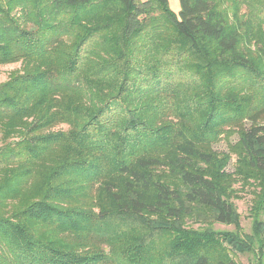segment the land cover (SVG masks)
Returning <instances> with one entry per match:
<instances>
[{
	"label": "trees",
	"instance_id": "trees-1",
	"mask_svg": "<svg viewBox=\"0 0 264 264\" xmlns=\"http://www.w3.org/2000/svg\"><path fill=\"white\" fill-rule=\"evenodd\" d=\"M179 5L0 0V264H264V0Z\"/></svg>",
	"mask_w": 264,
	"mask_h": 264
},
{
	"label": "rangeland",
	"instance_id": "rangeland-1",
	"mask_svg": "<svg viewBox=\"0 0 264 264\" xmlns=\"http://www.w3.org/2000/svg\"><path fill=\"white\" fill-rule=\"evenodd\" d=\"M171 8L174 12L179 13L180 7L175 8V3H173V0H169ZM179 4V0H177ZM243 11H247V8L245 7ZM21 69V63H13L8 65L0 66V84L6 82L10 76L14 72H18ZM258 123L264 124V117L263 119L259 120ZM250 125V123H247ZM238 139L237 136H233L231 138L232 142H236ZM2 144L1 141V134H0V146ZM216 149L227 151V144L225 142H221L216 146ZM234 162L235 158H233L232 163L230 167L228 168L230 171L234 170ZM235 189L238 191L239 196L237 199L234 200V203L237 207L238 213L241 215V227L243 229V233L245 234H252L253 231V219L250 217V210L253 205L254 200V192L255 187L252 186H244V183L242 181L237 182L234 185ZM261 219L264 221V214L262 215ZM194 228L199 227H206V224H193ZM212 229L219 232H236V228L233 225H223L219 223L212 224ZM235 261H237L239 264H254L255 258L251 254H237L233 257Z\"/></svg>",
	"mask_w": 264,
	"mask_h": 264
},
{
	"label": "crops",
	"instance_id": "crops-1",
	"mask_svg": "<svg viewBox=\"0 0 264 264\" xmlns=\"http://www.w3.org/2000/svg\"><path fill=\"white\" fill-rule=\"evenodd\" d=\"M174 2L173 3H175L174 5H175V8H179L180 7V5L178 4V2H177V0H173Z\"/></svg>",
	"mask_w": 264,
	"mask_h": 264
}]
</instances>
